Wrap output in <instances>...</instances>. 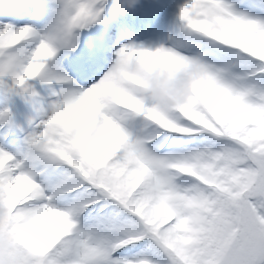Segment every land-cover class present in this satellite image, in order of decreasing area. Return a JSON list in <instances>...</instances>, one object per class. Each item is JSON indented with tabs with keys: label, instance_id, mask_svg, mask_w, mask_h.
Listing matches in <instances>:
<instances>
[{
	"label": "snow or ice",
	"instance_id": "6c2138e0",
	"mask_svg": "<svg viewBox=\"0 0 264 264\" xmlns=\"http://www.w3.org/2000/svg\"><path fill=\"white\" fill-rule=\"evenodd\" d=\"M38 3L0 9V264H264V0H180L108 60L79 49L100 0ZM161 63L201 69L185 105L130 90ZM15 97L43 113L22 142Z\"/></svg>",
	"mask_w": 264,
	"mask_h": 264
},
{
	"label": "rangeland",
	"instance_id": "374dc122",
	"mask_svg": "<svg viewBox=\"0 0 264 264\" xmlns=\"http://www.w3.org/2000/svg\"><path fill=\"white\" fill-rule=\"evenodd\" d=\"M30 2L32 7L30 12L37 15L42 21H47L50 18L49 10L56 7L55 4H43L38 3V0H27ZM180 0H162L161 8L156 17L153 19L148 18L146 22H135L133 25L129 24L130 20L125 18H118L117 21L111 23L110 25L105 24L106 13L103 14L102 23L95 24L89 28L88 35L81 42L80 51H85L84 45L91 41L92 55L94 59L97 60H108L112 57V52L114 49L110 50V46L113 44H125L131 39L135 44L143 45L145 48L154 49L158 45L165 43L169 34L170 25L174 18L177 6ZM125 20V21H124ZM122 22H127V24H121ZM82 32L80 34L81 38ZM104 37L103 40L99 39ZM98 47V48H96ZM5 106L4 97L0 95V109ZM10 110L13 114V118L19 119L16 110L19 105L11 104L9 105ZM43 113L39 110L31 111L29 110V116L27 120L21 121V128L23 131H18L17 135L20 137L22 142L23 137L30 133L35 126L39 123ZM31 119L32 123L28 124V120ZM11 139V137H8Z\"/></svg>",
	"mask_w": 264,
	"mask_h": 264
},
{
	"label": "clouds",
	"instance_id": "9594fccd",
	"mask_svg": "<svg viewBox=\"0 0 264 264\" xmlns=\"http://www.w3.org/2000/svg\"><path fill=\"white\" fill-rule=\"evenodd\" d=\"M107 5L109 0H100ZM114 7L107 11L123 14L133 10L140 0H111ZM128 43L135 44L133 40ZM129 71L136 80L130 90L139 98L140 104L151 105L157 110H167L188 103L194 83L199 79L201 69L197 64L185 65L169 72L165 63L133 65Z\"/></svg>",
	"mask_w": 264,
	"mask_h": 264
},
{
	"label": "trees",
	"instance_id": "16d2710c",
	"mask_svg": "<svg viewBox=\"0 0 264 264\" xmlns=\"http://www.w3.org/2000/svg\"><path fill=\"white\" fill-rule=\"evenodd\" d=\"M7 5H9V0H0V9L7 11ZM111 7H114V5H111ZM156 8V4L152 3L150 6L142 8V12L147 15L150 13H154L156 11Z\"/></svg>",
	"mask_w": 264,
	"mask_h": 264
}]
</instances>
